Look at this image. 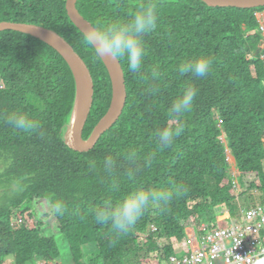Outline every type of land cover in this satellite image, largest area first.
Returning a JSON list of instances; mask_svg holds the SVG:
<instances>
[{
	"label": "trees",
	"instance_id": "16d2710c",
	"mask_svg": "<svg viewBox=\"0 0 264 264\" xmlns=\"http://www.w3.org/2000/svg\"><path fill=\"white\" fill-rule=\"evenodd\" d=\"M147 4L155 6L157 26L143 36V66L131 73L120 61L125 109L87 152L64 141L77 98L67 60L30 34L0 32V264H148L153 253L165 264L190 252V229L202 235L204 224L228 226L264 204V36L257 16L264 7H211L203 0H78L77 6L95 26L126 22ZM2 21L53 29L86 61L95 86L87 139L110 107L113 84L71 20L67 0H0ZM198 57L211 61L209 73L181 76L179 65ZM188 87L196 90L191 109L171 120L169 106ZM16 112L39 128L14 129L8 117ZM165 124L183 131L161 148L153 133ZM129 150L137 152L134 165L124 159ZM109 157L115 162L110 172L104 167ZM138 188L176 195L167 206H150L127 232L97 220V209ZM56 201L62 213L53 211ZM220 206L227 211L204 219L205 210ZM140 233L148 235L144 244Z\"/></svg>",
	"mask_w": 264,
	"mask_h": 264
},
{
	"label": "clouds",
	"instance_id": "9594fccd",
	"mask_svg": "<svg viewBox=\"0 0 264 264\" xmlns=\"http://www.w3.org/2000/svg\"><path fill=\"white\" fill-rule=\"evenodd\" d=\"M156 26L155 6L147 4L136 11L126 22L119 19L98 22L83 34V39L91 45L96 55L124 61L131 73H139L146 56L143 36L155 30ZM210 68L211 61L209 59L198 57L179 65L178 72L181 76L191 74L195 77H204L209 73ZM151 76L155 79L160 76V73L153 70ZM195 97L196 90L191 87L186 88L169 106L168 117L171 120H179L191 109ZM8 122L19 131H34L40 126L38 121L30 119L22 112L12 113L8 117ZM182 131L183 129L180 127L173 128L165 124L158 127L153 135L156 143L161 148H166L172 145L175 137L179 136ZM124 159L134 165L137 160V152L129 150L124 154ZM91 166L95 167V164L93 163ZM114 166L115 162L111 157L105 159V170L110 172ZM136 171L137 169L134 167L128 169L129 179L135 176ZM13 183L15 185V181ZM174 195L176 192L168 189L149 191L138 188L125 195L116 204L106 202L102 209L96 210V218L101 223L110 224L117 232H127L150 206H167ZM53 211L62 213L64 211L63 203L56 201Z\"/></svg>",
	"mask_w": 264,
	"mask_h": 264
},
{
	"label": "water",
	"instance_id": "95a60500",
	"mask_svg": "<svg viewBox=\"0 0 264 264\" xmlns=\"http://www.w3.org/2000/svg\"><path fill=\"white\" fill-rule=\"evenodd\" d=\"M211 7L258 8L264 7V0H203ZM78 0H67V10L74 24L85 33L94 25L84 17L77 6ZM14 30L30 34L54 47L67 60L77 83V98L69 123L65 127L64 141L80 152L91 150L100 137L121 117L128 98L125 72L120 60L101 57L107 66L112 84L113 97L106 114L97 123L90 136L85 139L83 132L94 104V79L91 70L73 45L57 31L43 25L26 22H0V32Z\"/></svg>",
	"mask_w": 264,
	"mask_h": 264
},
{
	"label": "built area",
	"instance_id": "2783aa9c",
	"mask_svg": "<svg viewBox=\"0 0 264 264\" xmlns=\"http://www.w3.org/2000/svg\"><path fill=\"white\" fill-rule=\"evenodd\" d=\"M257 16L264 36V11ZM196 237L197 247L189 242L190 252L171 255L165 264H263L264 204L248 208L241 221L231 225L204 224Z\"/></svg>",
	"mask_w": 264,
	"mask_h": 264
},
{
	"label": "rangeland",
	"instance_id": "374dc122",
	"mask_svg": "<svg viewBox=\"0 0 264 264\" xmlns=\"http://www.w3.org/2000/svg\"><path fill=\"white\" fill-rule=\"evenodd\" d=\"M229 160H230V162L232 164V169H231L232 175L235 176V177H238L239 172H238V169H237V166H236V162H235V159L231 155L230 152H229ZM243 203H244V201L241 200V205L242 206H243ZM244 206H246V205H244ZM226 210H227V208L224 207V206H220V207H217L215 209L205 210L204 216H206V218L204 217V219L210 220V217L212 215H218V214L224 213V212H226ZM207 220L205 222L209 223V221H207ZM150 229L157 230V228L154 225H152ZM188 235H189V242L192 243V244L195 243L196 246H197V237H196L197 232L194 229H190L189 232H188ZM147 237H148V235L145 236V235L140 233L139 234V241L144 244L146 242V238ZM59 241H60L59 244L61 246H63L61 238H58V242ZM156 259H157V254L153 253V254L149 255V257L147 258V262H148V264H157V260Z\"/></svg>",
	"mask_w": 264,
	"mask_h": 264
},
{
	"label": "crops",
	"instance_id": "0c3cea01",
	"mask_svg": "<svg viewBox=\"0 0 264 264\" xmlns=\"http://www.w3.org/2000/svg\"><path fill=\"white\" fill-rule=\"evenodd\" d=\"M262 204V203H261ZM227 211V210H226ZM241 221V220H240ZM194 245L193 246H196V244L195 243H193ZM197 246H198V242H197ZM196 246V247H197ZM50 264H55V263H50Z\"/></svg>",
	"mask_w": 264,
	"mask_h": 264
},
{
	"label": "bare ground",
	"instance_id": "6f19581e",
	"mask_svg": "<svg viewBox=\"0 0 264 264\" xmlns=\"http://www.w3.org/2000/svg\"><path fill=\"white\" fill-rule=\"evenodd\" d=\"M235 162H236V160H235ZM237 164V163H236Z\"/></svg>",
	"mask_w": 264,
	"mask_h": 264
}]
</instances>
